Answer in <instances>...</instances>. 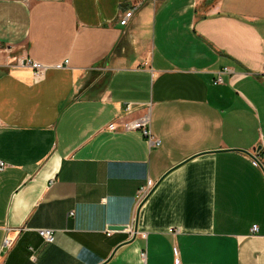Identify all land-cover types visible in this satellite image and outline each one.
<instances>
[{
	"label": "crops",
	"instance_id": "1",
	"mask_svg": "<svg viewBox=\"0 0 264 264\" xmlns=\"http://www.w3.org/2000/svg\"><path fill=\"white\" fill-rule=\"evenodd\" d=\"M131 1L0 0V264H264V0Z\"/></svg>",
	"mask_w": 264,
	"mask_h": 264
},
{
	"label": "built area",
	"instance_id": "2",
	"mask_svg": "<svg viewBox=\"0 0 264 264\" xmlns=\"http://www.w3.org/2000/svg\"><path fill=\"white\" fill-rule=\"evenodd\" d=\"M154 0H132L130 2L129 7L123 12L121 15V19L119 24L121 26H127L129 21L133 18L136 11L140 9L145 3L153 2ZM12 51V47L9 45H0V57H2L4 64L6 66L16 65L20 67H28L32 70L33 77L35 80H40L44 77L45 71L47 70V66L37 63L24 55H14ZM231 71L228 68L222 69L219 73H217V78L215 80L216 84H221L222 79L220 78L221 74L230 73ZM126 110H129V105H126ZM110 130L120 129L122 131H140L143 138L145 139L149 149H155L160 146L161 142L158 138L154 137L150 131V113L148 110L136 118H118L116 122L110 124L108 126ZM254 158L259 162L260 160V152L256 151L254 154ZM5 168L4 163H0V170ZM148 190L141 189L136 197L137 205L145 199ZM73 212L69 213V216H72ZM37 234L42 238V240L46 243H53L55 239L54 231L50 229H37ZM15 239H10L5 237L2 241L0 251H8L15 244Z\"/></svg>",
	"mask_w": 264,
	"mask_h": 264
},
{
	"label": "water",
	"instance_id": "3",
	"mask_svg": "<svg viewBox=\"0 0 264 264\" xmlns=\"http://www.w3.org/2000/svg\"><path fill=\"white\" fill-rule=\"evenodd\" d=\"M110 228H114V229H123L124 227H123V226H111ZM134 230H136V228H135Z\"/></svg>",
	"mask_w": 264,
	"mask_h": 264
}]
</instances>
